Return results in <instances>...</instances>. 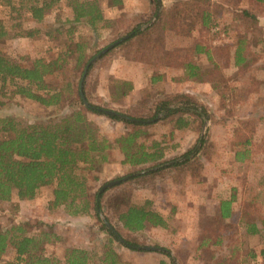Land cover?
<instances>
[{
	"label": "rangeland",
	"instance_id": "obj_1",
	"mask_svg": "<svg viewBox=\"0 0 264 264\" xmlns=\"http://www.w3.org/2000/svg\"><path fill=\"white\" fill-rule=\"evenodd\" d=\"M212 1H219L225 7L221 10L217 23L211 25L201 39L198 28L166 34L154 46L144 45L137 38L120 46L115 45L104 57H98L91 63L96 62L88 73L86 92L89 100L101 107L139 114L146 111V104L138 103L145 94H154L153 98L149 97L154 100L156 94H159L157 92H186L193 94L209 114L214 112L217 117L224 116L225 111L220 104L225 103V108L238 117L228 118L225 123L213 124L204 116L199 132L197 119L190 122L189 129L179 131L174 129L173 122L158 121L149 128L147 135L142 136L141 141L147 145L152 140L159 141L168 157L180 155L191 147L200 133L205 134L208 143L206 156L198 170L181 172L177 177V173L172 170L165 172L163 179L156 178L147 185L137 184V181L123 187L127 192L133 185L131 201L134 203L143 202L150 197L152 209L162 214L168 223L165 228L148 224L143 230L128 235L123 233V237L137 241L140 246L157 247V250H131L118 241H113L114 249L127 264H158L160 260L171 264L170 259L159 252L160 249L170 252L175 264H264V255L259 253L264 248V229L259 235L245 239V232L239 223L240 206L250 198L254 200L253 215L260 213L264 218V51H261L259 40L264 37V2ZM160 2L161 9L168 7L173 0ZM2 3L0 1V18L5 19V24L10 26L14 23V18L7 17L8 7ZM66 4V0H61L49 9L41 23L24 17L19 19L24 26H38L42 29L59 26L61 32L55 33V38L49 39L43 34L35 38L7 37L0 39V52L26 64L36 57H56L68 41L66 30L72 25L65 21L72 17L71 8ZM99 4L105 18L110 20L109 26L93 32L78 24L77 30H73L71 34L74 40L84 37L90 53L96 54L116 41L132 25L143 22L144 28L154 21L153 4L150 0H122L120 6H113L110 0H99ZM239 7L251 9L255 18L237 19L233 9ZM243 34L251 42L246 51L248 59L238 68L233 64L232 50L236 39ZM198 40L204 42L208 52L194 56V61L199 66L196 78H188L185 70L175 64L162 65L163 62L177 63L185 60L186 56L192 54L193 44ZM68 62L62 75L47 76L53 85L61 84V77L74 68L72 60ZM155 72L162 79L150 85L148 77ZM126 77H140L141 83L137 85L134 94L129 93L126 97H116L111 101L109 87L114 80ZM201 77H233L227 82L231 86L229 94L234 96L232 100L224 99L220 102L210 84ZM1 83L0 80V117L11 116L21 124H27L45 120L55 112L53 107L43 106L12 93L9 83ZM151 104L152 102L147 105ZM89 117L110 140L124 131L120 121L93 113ZM237 128L240 129L239 133ZM2 135L0 132V137ZM241 136L251 138V144L248 145L249 156L242 163L234 160L233 145L243 139ZM109 155V161L103 163L97 171L81 172L86 177L91 192L101 189L104 184L125 175L131 169L121 165V155L116 149H112ZM232 187H235L237 200L232 204L231 215L221 219L218 217V201L229 196ZM53 188L52 184L41 187L32 199H19L14 190L9 201H0V227L7 226L14 220L28 221L38 229L47 225L58 239L45 243L44 254L54 255L57 259L62 257L66 248L71 247L85 249L90 254L93 251L100 252L108 235L101 229L94 213L90 211L89 214L73 216L67 213L64 205L51 206ZM102 211V220L107 216L112 226L120 228L121 224L115 214L105 207ZM218 235L221 236V241L215 243ZM203 237L209 239H205L207 243L199 247ZM13 258L14 253L10 250L2 256L0 264L12 261Z\"/></svg>",
	"mask_w": 264,
	"mask_h": 264
},
{
	"label": "trees",
	"instance_id": "obj_2",
	"mask_svg": "<svg viewBox=\"0 0 264 264\" xmlns=\"http://www.w3.org/2000/svg\"><path fill=\"white\" fill-rule=\"evenodd\" d=\"M8 7L9 18H14L10 26L5 24V19L0 18V39L7 37L35 38L39 34L49 39L56 37L59 26H47L42 29L38 26H24L20 17L28 18L36 23H41L46 12L61 0H0ZM113 6H120L122 0H110ZM153 4L152 16L154 21L142 28L143 22L136 23L123 35H119L121 41L117 46L126 44L131 40L140 39L144 45H155L164 35L174 33L176 30L197 29L199 37H203L205 31L211 25H215L221 10L225 7L219 1L212 0H173L168 7H161L160 0H150ZM264 2V0H253ZM66 5L71 8L72 17L65 19L72 25L67 27V42L57 53L56 57L46 59L36 57L29 63H21L12 56L0 52V80L2 85L9 83L12 93L34 100L46 107H53L54 113L45 120H38L27 124H21L11 116L0 117V201H9L15 190L19 199H32L37 191L47 185H54L51 206L64 205L69 215L89 214L92 211L100 222L101 229L108 235L103 243L101 251L87 250L77 247L66 248L62 257L57 259L54 255L44 254V245L58 236L47 225L38 229L28 221L14 220L9 225L0 227V259L10 250L14 253L12 261L4 264H127L121 259L120 253L113 247V241L131 250L150 251L135 240L123 237L133 232L143 230L150 226L167 227L168 223L162 214L152 209V201L144 199L143 202H132V189H123L126 184L147 185L156 178L163 179L165 172L174 170L179 176L181 172L198 170L206 156L208 138L200 133L195 143L180 155L168 157L164 153L161 143L152 140L149 145L141 141L142 136L147 135L151 126L163 121L172 123L174 129L189 128L190 122L197 119L198 132L202 126V117H206L211 123H225L228 118L236 117L225 103H221L225 111L224 116L217 117L213 112L209 114L207 108L200 105L193 94L186 92H157L145 94L138 103L145 105L139 114H129L124 111L101 107L89 100L86 92V81L90 69L94 64H88L95 55L90 53L84 37L74 40L73 30H77L78 24L84 25L93 32L104 30L109 26L105 18L99 0H66ZM160 10V11H159ZM249 8H235L233 14L237 19L255 18ZM10 13V14H9ZM16 14V16L13 15ZM62 25V23H61ZM264 51V37L259 39ZM251 39L245 34L234 42L232 50L233 64L242 66L248 59L246 54ZM154 43V44H153ZM165 43V42H164ZM176 48V47H174ZM111 51V50H110ZM108 52L101 54L102 58ZM99 52V51H97ZM139 52V50H138ZM202 52H208V47L201 40L193 44V51L185 60L177 63L163 62L162 65L175 64L185 70L188 78H194L199 74V66L194 61V56ZM99 58V60H100ZM210 59V57H208ZM72 60L73 72L61 77V84L53 85L48 75L64 73L65 66ZM71 68V67H70ZM86 69V75L81 78ZM153 80L160 79L157 73L151 76ZM208 82L212 91L220 98L232 100L229 94L231 86L228 81L233 77H201ZM133 85L126 79L114 80L109 87L111 101L116 97H126ZM229 91V92H228ZM85 102L82 98V94ZM105 110L115 113L109 114ZM104 115L111 120L122 122L124 131L113 140L108 139L101 131L99 125L89 117V114ZM244 124L246 121L243 122ZM240 129L237 128V133ZM199 134V133H198ZM243 137V136H241ZM264 142V137H263ZM251 144L250 137H243L234 145V160L244 162L249 156ZM116 149L121 155L120 163L131 168L125 175L114 180L119 183L103 190L91 192L82 171H97L103 163L109 161V152ZM235 187L231 188L229 196L222 197L218 201V217L226 218L231 215L232 204L237 200ZM109 191V193H108ZM109 196L106 199V196ZM253 199L246 200L240 206L239 223L244 232L255 234L264 229V218L253 215ZM104 207L115 214L120 228L115 227L118 236L115 235L100 218ZM107 221L108 217L105 216ZM110 223V221H109ZM111 224V223H110ZM35 227V229H34ZM124 233V234H123ZM122 237L123 241L119 238ZM215 243L221 241L217 236ZM199 247L205 245L208 237H203ZM171 264H175L170 252L160 249ZM264 255V248L260 250ZM91 261V262H90ZM158 264H166L160 260ZM221 264V263H217Z\"/></svg>",
	"mask_w": 264,
	"mask_h": 264
},
{
	"label": "water",
	"instance_id": "obj_3",
	"mask_svg": "<svg viewBox=\"0 0 264 264\" xmlns=\"http://www.w3.org/2000/svg\"><path fill=\"white\" fill-rule=\"evenodd\" d=\"M121 40L120 39H117L116 41L110 43L109 45L105 46L104 48H102L101 50H99V52H97L88 62L87 66L92 63L94 60H96L101 54L107 52L109 49L113 48L115 45H117ZM85 75H86V69L84 71V74L81 78V82H80V88L82 87V81L84 80L85 78ZM82 95V98L85 102V105L88 104V102L85 100V97L83 95V93L81 94ZM106 113H109V114H114L115 112L112 111V110H105ZM118 182V180H112V181H109L108 183L104 184L101 188V190L105 189V188H108V187H111L112 185L116 184ZM103 222L105 223V225L115 234V235H119L117 233V231L113 228V226L106 220L103 218ZM120 241H123L122 238H119ZM145 249H149V250H157L158 248L157 247H152V246H146V247H143Z\"/></svg>",
	"mask_w": 264,
	"mask_h": 264
},
{
	"label": "crops",
	"instance_id": "obj_4",
	"mask_svg": "<svg viewBox=\"0 0 264 264\" xmlns=\"http://www.w3.org/2000/svg\"><path fill=\"white\" fill-rule=\"evenodd\" d=\"M152 75H150V77H148V82L150 85H154V83H157L158 81H161L162 77L160 79H157V80H153V78H151ZM130 78V79H129ZM196 78V77H195ZM126 80H131V83L133 85V90L130 92V93H133L136 91L137 89V85L139 83H141V80H140V77H126ZM146 84V83H145ZM186 129H189V128H186ZM183 130V129H182ZM190 130H193V129H190ZM176 131H179L178 129H176ZM193 132V131H192ZM148 190V189H147ZM149 199L151 200V198L149 197ZM227 218V217H226ZM261 232V230L255 234H247L245 233V239H248V238H251L253 236H256V235H259V233ZM258 257V256H257Z\"/></svg>",
	"mask_w": 264,
	"mask_h": 264
}]
</instances>
